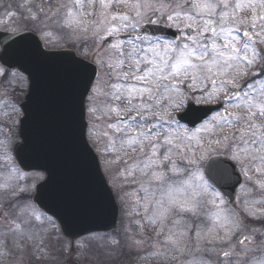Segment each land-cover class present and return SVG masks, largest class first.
<instances>
[{
	"label": "snow or ice",
	"instance_id": "1",
	"mask_svg": "<svg viewBox=\"0 0 264 264\" xmlns=\"http://www.w3.org/2000/svg\"><path fill=\"white\" fill-rule=\"evenodd\" d=\"M121 7L134 14L110 11ZM62 8L65 11L56 23L69 30V36L77 29L87 31L89 23L95 25L92 35L100 40L135 33L109 41L105 49L108 55L95 61L103 76L94 77L95 82L87 85L86 111L94 121L103 122V130L93 123L87 135L102 138L101 154L116 158L106 160V164L126 161L129 152H140V158L119 176L125 181L130 176L135 179L137 173L147 178L140 184L144 196L136 200L129 215H139L137 207L142 205L144 223L135 221L141 234L147 224L159 227L156 235L164 237L162 246L152 243L154 251L148 258L167 264L191 243L197 252L222 255L218 264H264V256L251 255L264 252V199L254 200L253 207H246L241 216L226 206L225 195L217 186L232 180L238 169L264 192V181H253L249 175L264 173V0H70V4L58 0L57 5L39 0L34 9H29L28 19L37 30H43ZM244 9L253 13L250 19L238 15V10ZM91 15H98L99 21H86ZM160 21L176 29L178 37L170 40L164 34H149L146 24L157 25ZM258 61L254 79L241 88L239 80ZM101 96L103 102L98 100ZM198 103H221L222 108L189 130L181 121L196 123L191 119L195 111L191 104ZM183 109L188 110L187 114L176 119L173 114ZM238 111L244 115H237ZM232 128L236 132L225 134V129ZM206 161L211 164L206 165ZM205 166L207 177L202 171ZM218 171L223 173L222 178L217 176ZM16 172L13 168L8 177L0 178V193H9L12 199L26 191H13L10 181ZM234 182L239 183V178ZM16 206L15 218L9 219L6 230L0 232V247L8 249L5 256H13L18 249L32 257L35 250H29V243L40 231L49 230H37L33 221L40 225L47 222L51 228L56 224L46 213L36 212L30 203L19 206L17 202ZM184 214L202 216L204 222L193 227ZM249 221L261 223L254 226ZM168 222L172 227L164 233ZM248 228L252 235L238 239L242 247L237 250L231 239ZM126 239L130 240V251L138 252L145 243L134 237ZM112 243L119 245L120 241L113 239ZM215 243L228 247L219 252L215 247H206ZM8 264L24 261L13 258ZM186 264L211 262L201 257Z\"/></svg>",
	"mask_w": 264,
	"mask_h": 264
},
{
	"label": "water",
	"instance_id": "2",
	"mask_svg": "<svg viewBox=\"0 0 264 264\" xmlns=\"http://www.w3.org/2000/svg\"><path fill=\"white\" fill-rule=\"evenodd\" d=\"M146 29L150 34L177 38L164 27ZM0 45L1 63L19 69L30 81L23 104L25 118L20 132L23 143L18 145L16 157L25 169L47 174L46 181L38 186L35 201L59 221L67 237L115 229L119 210L86 139V92L87 85L97 76L95 68L73 52L45 51L31 34L0 33ZM194 110L191 119L195 124L188 120L181 122L193 127L207 115L202 113L198 117ZM217 176L222 178L223 173L218 171ZM236 177L240 181L234 170L232 180L217 185L231 203L241 182H234ZM77 226L80 227L74 232L72 228Z\"/></svg>",
	"mask_w": 264,
	"mask_h": 264
},
{
	"label": "rangeland",
	"instance_id": "3",
	"mask_svg": "<svg viewBox=\"0 0 264 264\" xmlns=\"http://www.w3.org/2000/svg\"><path fill=\"white\" fill-rule=\"evenodd\" d=\"M49 0H44V3L47 4ZM64 3L70 4V0H63ZM39 3V0H17V4L21 7L24 6L26 12L27 19H20L17 16V7L14 5V0L8 1V0H0V12L4 11H10V13H15L13 16H9V14L3 13V16H0V29L5 30H18V31H25V30H31L34 32V29H37L35 26V23L28 19L29 15V9L35 8L36 4ZM51 3L53 5H57L58 0H51ZM65 9H61L60 13L53 17L52 20L48 21L47 28H44L43 30H37V35L40 37L43 45L48 50H59V49H71L74 51H79L84 56L86 55L85 49L81 44H85V41H89V39L93 38V30L95 28V25L92 23L88 24L87 31H83L82 29H77L72 36L68 35L67 29H64L60 27L56 21L60 18V16L63 15ZM87 11V9H86ZM95 11H98L95 10ZM110 11L120 13V14H129L132 15V13L128 8H113ZM155 19V17H153ZM86 21H99L98 15H91L87 16ZM259 22V21H258ZM165 24V21H163ZM36 32V31H35ZM50 32L51 35L46 36L44 33ZM101 32H103V29H101ZM124 34V35H122ZM119 37H108L105 40H100L98 36L95 37V40L93 44H95V48L90 50L88 53L91 54V57L101 59L108 55V52L105 50L106 47L109 44L110 39H125L128 36H132L134 33L126 32L122 33ZM78 37V38H77ZM114 42V41H113ZM253 69V68H252ZM253 72V71H252ZM254 73V72H253ZM12 77L14 79V87H23L24 85V78L19 75L18 73H12ZM250 77H252V74H248L247 76L241 78L239 80V85L242 88V85L246 83ZM186 83V82H185ZM25 87V86H24ZM240 89H233V91H239ZM223 96V95H222ZM221 96V97H222ZM102 97V96H101ZM100 98V97H99ZM22 100V98L19 95H16L14 98V102L11 106V118L10 119H2L0 118V123H4L10 128L12 133H15L20 119H21V111L19 107V102ZM203 104V103H198ZM185 109L181 110V113ZM237 115L243 116L244 114L242 112H236ZM174 116L176 113L173 114ZM91 122L99 124L100 128L99 131L102 132L103 130V122L102 121H94L91 117ZM186 127V126H185ZM236 132L235 128L232 129H225V134L231 135L232 133ZM89 142L91 146L96 151L97 155L99 156V159L101 161V165L103 168V171H106L105 174L108 178V181L110 183V186L113 190V192L117 195V200L120 204V206L123 208L120 214L119 218V225L118 230L115 233L109 234V235H91L82 239H79L76 241L75 246L71 248L70 243L67 245L63 241V239L60 237L58 230L56 228H51L47 222H45V228L49 229L47 232H40L38 237H35L31 242L32 245L28 246L29 250H35L39 249L37 251H40L43 255V259L41 264H129V262L132 260L130 264H158L157 260L155 258H148L149 257V251L147 247L149 246V242L152 240L153 243L156 242L157 246H162L163 241V235L157 237L156 233L160 230L159 227L152 228L149 227L147 224H145V227L142 230L139 226L135 223V221L138 220V217L141 216L144 213V209L142 207V210H139L137 208V211L139 212V215L132 214L129 215V212L132 208H129L130 201H134V197L132 194H138L140 190V184L141 182H145L147 180L146 177H142L137 173L136 178L129 177L127 181L123 180L119 173L124 171L129 165H131L137 158H140V152L137 150L136 152H132L134 154L133 159H126L121 160L115 165L106 164V160H115L114 157H105L101 154L103 146H104V140L101 139H95L91 136H89ZM19 143V140H16L14 138H5L4 140H0V178L8 177L11 170L13 168L17 169V172L13 174V178L11 179L10 183L13 185V191H18L20 188L26 189L25 192H20L18 195L15 196L14 199H24L25 203L32 204V196L36 190V185L41 182L37 179H40L41 176H34L32 179H30L29 175L24 173L17 162L14 159L13 156V149L16 144ZM146 150V149H145ZM133 154L131 156H133ZM207 162V161H206ZM205 162V163H206ZM249 175L252 176V180H259V176H263L264 173H261L260 175H252L249 172ZM244 177V184L243 187L240 189L239 197L237 201V205L233 208L226 205L229 209L235 210L240 213L241 216H244V209L252 208L253 207V201L259 200L258 197H264V192H262L257 185H255L252 181H249L245 176ZM179 179V178H174ZM261 181H264V179H260ZM0 182H3L2 179H0ZM248 188L251 189H258L257 191H245L244 189ZM142 194H144L143 191H141ZM254 194V195H253ZM159 192L157 193V197L159 198ZM10 198L9 193H0V201H10L14 200ZM33 206V205H32ZM136 206V203L133 207ZM255 207H260V205H255ZM34 208V207H33ZM35 209V208H34ZM36 211V209H35ZM143 211V212H141ZM201 211H204L203 209ZM151 214V208L149 209V213ZM15 218V215L12 217V219ZM122 218V219H121ZM121 219V220H120ZM134 219V220H132ZM184 219L190 223L193 227L196 226V224L201 223L202 216H192L191 214H184ZM139 221L141 223H144V220L142 217H139ZM204 222V221H203ZM35 225L39 224L38 221L33 222ZM207 223V222H205ZM251 225L253 224H260L259 221H249ZM4 225V224H3ZM40 225V224H39ZM42 226V225H41ZM255 226V225H254ZM3 227V226H2ZM29 227V226H26ZM172 227L171 222H168L167 225L164 228V233L168 232V229ZM1 228V227H0ZM42 228V227H41ZM151 228V229H149ZM38 230V229H37ZM4 230H1L0 232H3ZM151 231L154 233L152 234ZM244 235H252L251 229H245L242 233H237L235 236L232 237L231 243L235 245L237 250H239L242 246L238 243V239H242ZM128 237H134L135 239H140L145 241L143 247L137 252V251H130V249L127 247V243H130V240H127ZM50 238V239H49ZM49 239V241H48ZM116 239L120 241L119 245H113L112 240ZM29 243V245L31 244ZM44 242V243H42ZM39 243V244H38ZM39 245H41L39 247ZM152 245V244H151ZM191 243H188L187 247L184 250V253L181 255L180 253L175 254V259H172V263L167 264H186L187 261L193 259L195 256H197V251L194 248H192ZM253 245H249V247H252ZM206 247H215L217 252H219L221 249H225L228 247L227 244H221V243H215L214 245H206ZM152 248V246H151ZM8 249L5 251L7 252ZM4 252V253H5ZM142 253L140 257L137 258V255L134 253ZM4 253L0 256V264H5V262H8L10 259L13 258H22L24 261V264H37L40 262H37V260L34 258V256L30 257L28 254H21L19 253V250H16V254L13 256H5ZM210 255L206 257V260H209L211 264H218V261L222 259V255H216V254H209L207 252H202L201 255ZM260 254V256H258ZM171 255V254H170ZM251 255H254L256 257L264 256V252L257 251L255 253H252ZM67 256V257H66ZM141 257H145L146 259H142ZM67 258V259H66ZM198 258V257H195ZM30 259V260H29ZM118 259L120 262H115V260ZM178 260L177 262H175Z\"/></svg>",
	"mask_w": 264,
	"mask_h": 264
},
{
	"label": "flooded vegetation",
	"instance_id": "4",
	"mask_svg": "<svg viewBox=\"0 0 264 264\" xmlns=\"http://www.w3.org/2000/svg\"><path fill=\"white\" fill-rule=\"evenodd\" d=\"M260 11L261 10L258 8L257 9V15H259ZM243 14L247 15L249 18H251L253 13L251 12V10L248 9L245 11V13L240 12V16H243ZM7 74L8 73L6 72L5 76L3 77V80L6 79ZM0 87H1L0 88L1 100H2V102L5 101V104H3L1 107L0 116L5 117L8 104L10 106H12L13 101H14L13 86L11 83L7 82V80H6V81L0 82ZM5 213H6V210H4V209L0 211V225L5 224V222H6ZM10 213H11V211L9 210V213L7 215V220L11 219Z\"/></svg>",
	"mask_w": 264,
	"mask_h": 264
}]
</instances>
